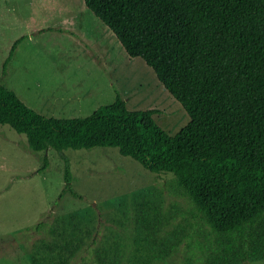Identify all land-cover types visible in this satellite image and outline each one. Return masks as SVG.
Wrapping results in <instances>:
<instances>
[{
    "label": "trees",
    "instance_id": "trees-1",
    "mask_svg": "<svg viewBox=\"0 0 264 264\" xmlns=\"http://www.w3.org/2000/svg\"><path fill=\"white\" fill-rule=\"evenodd\" d=\"M82 2L128 57L151 68L187 114V124L170 136L154 122L156 109L127 110L117 93L110 105L85 117H45L1 85L0 124L25 135L32 151L113 147L150 172L172 174L196 214L227 240L215 264L263 260L264 0ZM22 39L11 45L2 72ZM46 164L44 157L42 167ZM64 192L75 196L67 169ZM86 214L56 216L50 239H39L28 261L69 264L92 235L82 227ZM139 222L145 230H138L137 241L149 245L143 254L134 252L143 258L137 264H151L176 246V237L169 236L171 242L167 235L158 237V224L145 215ZM107 245L93 250L94 264H116L117 241Z\"/></svg>",
    "mask_w": 264,
    "mask_h": 264
},
{
    "label": "rangeland",
    "instance_id": "rangeland-1",
    "mask_svg": "<svg viewBox=\"0 0 264 264\" xmlns=\"http://www.w3.org/2000/svg\"><path fill=\"white\" fill-rule=\"evenodd\" d=\"M0 85L45 117H85L110 105L117 93L127 110L156 109L154 122L170 136L189 120L151 68L128 57L82 0H0ZM66 169L75 196L61 193ZM195 208L172 174L150 172L116 148L32 151L25 135L0 124V264H31L28 256L39 239H50L53 219L82 210L88 212L82 227L92 235L69 264H94L93 250L112 240L119 248L116 264L142 261L133 256L149 245L137 241L138 230H145L140 214L158 224V237L177 240L151 264H215L227 240L213 233ZM233 264H264V259Z\"/></svg>",
    "mask_w": 264,
    "mask_h": 264
}]
</instances>
